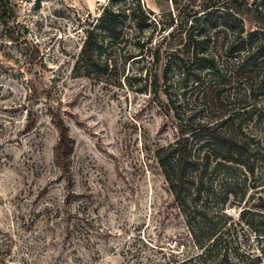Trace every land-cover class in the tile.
<instances>
[{
  "label": "rangeland",
  "instance_id": "obj_1",
  "mask_svg": "<svg viewBox=\"0 0 264 264\" xmlns=\"http://www.w3.org/2000/svg\"><path fill=\"white\" fill-rule=\"evenodd\" d=\"M107 2L10 0L9 23L0 25V264H177L199 252L155 150L179 137V119L204 105L207 88L174 86L185 96L173 109L161 84L156 93L139 92L137 82L115 86L75 75L82 38L75 28ZM143 2L157 26L177 37L196 18L204 20L210 0ZM211 2L222 7L225 0ZM248 2L233 12L250 31L262 26L256 10L264 12V0ZM51 112L73 140L70 186L54 158ZM249 129L264 144V124ZM255 162L248 184L257 187L222 206L216 181L208 202L213 222L200 223L205 231L211 224L228 230L244 264L257 255L264 264V234L254 231L264 229V218L254 211L264 212L250 208L247 220L239 214L264 199V161Z\"/></svg>",
  "mask_w": 264,
  "mask_h": 264
},
{
  "label": "trees",
  "instance_id": "obj_2",
  "mask_svg": "<svg viewBox=\"0 0 264 264\" xmlns=\"http://www.w3.org/2000/svg\"><path fill=\"white\" fill-rule=\"evenodd\" d=\"M211 1L204 20L196 18L177 37L166 26H157L154 12L143 0H108L96 17L80 21L75 28L82 33L72 68L75 75L115 86L137 82L139 92L152 87L156 93L161 84L173 109L177 98L185 96V92L173 93L174 86L207 88L204 105L187 119H179V137L155 150L199 248L193 257L177 264H244L229 245L228 230L211 224L205 231L200 223L213 222L208 202L215 195L216 181L221 180L222 206L228 197L243 201L248 189L257 187L255 182L248 184L255 176V161H264V144L249 129L264 124V12L256 10L262 26L247 31L233 11L247 9L249 0H225L222 7ZM12 12L10 0H0L1 26L8 25ZM205 111L210 112L208 117ZM212 111L218 112L216 119ZM52 123L58 131L54 158L64 175H69L73 140L59 113H52ZM241 208L240 218L247 220L250 208L264 212V199L258 196L257 202ZM254 231L258 237L264 234V229ZM252 261L260 264L261 256Z\"/></svg>",
  "mask_w": 264,
  "mask_h": 264
}]
</instances>
